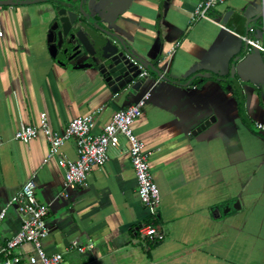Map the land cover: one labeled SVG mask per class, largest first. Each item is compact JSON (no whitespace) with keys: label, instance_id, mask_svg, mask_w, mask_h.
<instances>
[{"label":"crops","instance_id":"obj_1","mask_svg":"<svg viewBox=\"0 0 264 264\" xmlns=\"http://www.w3.org/2000/svg\"><path fill=\"white\" fill-rule=\"evenodd\" d=\"M81 1L154 72L115 78L89 57L72 64L83 68L63 67L49 51L59 18L52 0H0L1 244L26 218L17 197L33 178L50 211L45 250L64 253L67 264H264V134L255 128L264 123V52L221 26L240 35L254 29L250 35L264 42V0H230L211 11L215 22L196 18L200 0ZM151 87L134 133L151 153L161 194L156 223L166 239L146 250L133 234L147 211L125 137L67 199L60 157L45 162L44 135L25 144L15 133L42 113L52 129L64 131L72 119L101 109L98 134ZM61 152L76 159L75 142ZM88 243L94 248L87 253L72 248ZM15 252L18 264H42L31 244Z\"/></svg>","mask_w":264,"mask_h":264},{"label":"built area","instance_id":"obj_2","mask_svg":"<svg viewBox=\"0 0 264 264\" xmlns=\"http://www.w3.org/2000/svg\"><path fill=\"white\" fill-rule=\"evenodd\" d=\"M230 0H200L195 16L215 22L211 17V11ZM229 33L239 37L246 42L251 49L264 52V42L250 35L255 30L250 29L246 35H240L235 31L221 25ZM0 31V36H2ZM138 69V79L149 76L150 72L139 61L134 60ZM154 88H149L134 104L125 109L113 113L111 120L106 123L102 131L94 133L97 115L101 109L94 113L85 114L72 119L64 131H56L51 128L47 115L42 113L38 123L27 124L18 129L15 138L21 143H29L44 135L49 144V153L45 159L52 160L56 157L58 165L64 169V182L62 195L69 199L73 191L79 187L86 186L91 172L103 167L109 160V149L120 145V136L126 138L129 144V156L137 178V196L144 209L147 211V220L133 228L136 243L141 244L146 250L163 243L166 234L157 225V217L161 204L159 187L155 183L151 173L150 156L145 145L138 135L134 133V124L144 114V109L153 97ZM256 130L264 134V123H258ZM73 140L76 146V159L65 157L61 150L69 141ZM37 185L30 178L23 186L17 197L18 209L26 216L20 230L5 244L0 242V264H18L19 259L16 249L24 244H31L37 251L42 264H67L64 253H48L45 250V240L50 234L47 224L49 207L41 203L36 195ZM5 211L0 213L1 224L5 218ZM79 253H87L94 248L93 243L85 245H74L72 247Z\"/></svg>","mask_w":264,"mask_h":264},{"label":"water","instance_id":"obj_3","mask_svg":"<svg viewBox=\"0 0 264 264\" xmlns=\"http://www.w3.org/2000/svg\"><path fill=\"white\" fill-rule=\"evenodd\" d=\"M48 1V0H41ZM58 10V19L52 24L48 34L51 57L63 67H73V62L89 57L98 63L99 68L107 71L108 75L124 79L130 75L138 79V69L134 60L142 63L149 72H154L149 64L134 55L132 48L118 34L110 31L105 25L95 21L88 10L83 9V2L77 0H52ZM81 17L86 19L82 21ZM99 31L104 41L98 39ZM96 49L99 50L97 55ZM213 118L205 121L196 133L205 130L213 122ZM195 133V134H196Z\"/></svg>","mask_w":264,"mask_h":264}]
</instances>
